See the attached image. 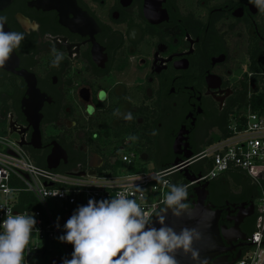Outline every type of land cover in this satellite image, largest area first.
<instances>
[{"label":"flooded vegetation","instance_id":"af4514ba","mask_svg":"<svg viewBox=\"0 0 264 264\" xmlns=\"http://www.w3.org/2000/svg\"><path fill=\"white\" fill-rule=\"evenodd\" d=\"M46 1L0 9L3 30L25 37L0 67V128L41 168L83 176L126 150L158 165L195 156L246 101L247 73L264 71V11L250 0ZM187 168L197 179L177 172L174 184L186 186L190 208L203 197L227 229L245 216L224 241L231 261L247 248L257 187L241 171L197 181L203 160Z\"/></svg>","mask_w":264,"mask_h":264},{"label":"built area","instance_id":"2783aa9c","mask_svg":"<svg viewBox=\"0 0 264 264\" xmlns=\"http://www.w3.org/2000/svg\"><path fill=\"white\" fill-rule=\"evenodd\" d=\"M253 78L257 80L256 84ZM246 79V101L229 114L225 134L196 154L189 163L194 160L208 161L210 169L206 176L199 178L200 181L213 180L235 169L245 173L258 187L256 224L247 242L252 244L253 235V243L260 245L246 248L234 264H264V244L261 243L264 242V108L255 110L251 102L253 97H259L264 91V71L258 74L250 71ZM116 165L120 166L113 169ZM116 165L93 175L60 173L35 165L18 139L9 135L0 136V222L6 218L7 209H11L13 214H35V228L39 230L32 233L28 245L32 251H25L24 264H34L35 259L44 258L49 261L58 259L62 264V258L71 259L72 245L58 240L65 234L67 220L62 216L68 213L71 217L78 206L87 205L90 198L99 201L122 193L128 198H135L146 213L158 212L169 191L167 184H174L172 176L179 171L175 167L166 169L169 171L144 170L133 150L121 152ZM136 186L146 192L137 191ZM9 189L11 193L7 191ZM58 192L62 195L52 196ZM22 194L32 197L38 208L25 202L22 204ZM57 217L59 228L56 226ZM56 244L61 247V253L55 252Z\"/></svg>","mask_w":264,"mask_h":264},{"label":"clouds","instance_id":"9594fccd","mask_svg":"<svg viewBox=\"0 0 264 264\" xmlns=\"http://www.w3.org/2000/svg\"><path fill=\"white\" fill-rule=\"evenodd\" d=\"M250 2L264 11V0ZM6 22L7 17L0 16V67L25 38L23 33L4 31ZM53 52L52 64L58 67L64 57L55 49ZM105 98L101 97L102 100ZM125 118L132 119L131 113ZM167 186L169 191L162 200L164 207L151 215L135 198L122 193L99 201L90 198L87 205L78 206L64 224L65 234L58 237L61 243L74 247L71 259L62 258V264H177L175 254L178 250L190 253L193 260L197 259L199 252L193 248V243L201 239L200 232L196 228L184 227L177 233L165 223L169 210L177 218L189 211L187 188L177 184ZM136 190L146 192L138 186ZM7 191L11 193L10 189ZM56 195L62 194L58 192L52 196ZM153 215L161 227L152 226ZM5 217L0 222V264H24L25 251H32L28 248L32 233L39 231L35 228V214H13L7 209ZM58 221L59 217L57 228Z\"/></svg>","mask_w":264,"mask_h":264},{"label":"water","instance_id":"95a60500","mask_svg":"<svg viewBox=\"0 0 264 264\" xmlns=\"http://www.w3.org/2000/svg\"><path fill=\"white\" fill-rule=\"evenodd\" d=\"M12 0H0V9L7 6ZM71 0H47L45 3H48L52 8H56V5L70 3ZM22 146L23 144L20 143ZM194 156L186 155L184 160H175L170 167H175L179 169V173H183L184 178L188 182H193L197 178L187 176L188 172V163ZM47 169L53 170L54 167L48 165ZM94 172H91L90 175H93ZM197 181H200L199 179ZM221 212L213 210L212 207L205 205L203 197L198 195V201L188 212L182 214L181 217L177 218L172 214V211L169 210L166 217L165 223L167 226L172 227L177 233L184 227L187 228H196L200 234L201 239L199 241H194L193 248L199 252L197 259L193 260L191 254H185L183 250H178L175 254L177 264H234L241 258V254H237L234 259L231 261L227 260L226 256H223L224 253L229 251L225 247V238L226 235L230 232H239V224L243 221L245 216L239 217L238 221L231 229H227L225 226H219L218 220ZM152 226L159 228L161 225L158 223L157 218L154 216L152 219ZM242 244L245 247H251L253 244V235H252V244L246 242L245 238H241ZM247 241H250L249 239ZM264 244V242H261ZM227 244H230L227 242ZM49 264H61L58 259H52L49 261Z\"/></svg>","mask_w":264,"mask_h":264},{"label":"trees","instance_id":"16d2710c","mask_svg":"<svg viewBox=\"0 0 264 264\" xmlns=\"http://www.w3.org/2000/svg\"><path fill=\"white\" fill-rule=\"evenodd\" d=\"M261 69V65L259 64V68H257V66L253 65L251 66V70L253 71H258ZM264 90V89H263ZM251 102H252V107L253 109L257 110L258 107H259V111H261L263 108H264V91L262 92V94L259 95V97H253L251 99ZM232 111L230 109H227L226 112L223 114V122L222 124L218 127V134L215 135L213 137V139L208 142L206 145H204L203 147H201L200 149H198V151L196 152V154H198L199 152L203 151L204 149H206L209 145H211L212 143L214 142H217L221 136H223L225 134V127H226V124L228 122V116L229 114L231 113ZM0 131H4L3 129L0 128ZM203 163L205 164L206 168H204V171L205 173H207L210 169L209 166H207V163L208 161H205L203 160ZM155 164V169L154 170H166V169H169L171 164H162V165H158L156 163ZM37 165V164H35ZM38 166V165H37ZM232 171H239V170H235V169H230L229 171H227L225 174L229 173V172H232ZM177 179V178H176ZM176 179H173L174 182L176 181ZM256 186V185H255ZM257 187V186H256ZM260 195V190L258 189L257 187V198L259 197ZM20 201L21 203L23 204L24 202L27 203L29 206L33 207V208H38V205L34 202V200L32 199V197H30L29 195L27 194H22L21 197H20ZM22 207H25L24 205ZM22 207H19V209H21ZM257 218V217H256ZM256 218L254 219L253 221V224H252V229H251V232H250V235L252 234V232L254 231L255 229V224H256ZM71 250L72 252L74 251V247L72 245L71 247ZM246 250V249H245ZM244 253V252H243ZM242 253V254H243Z\"/></svg>","mask_w":264,"mask_h":264},{"label":"rangeland","instance_id":"374dc122","mask_svg":"<svg viewBox=\"0 0 264 264\" xmlns=\"http://www.w3.org/2000/svg\"><path fill=\"white\" fill-rule=\"evenodd\" d=\"M0 136H5V132L0 131ZM140 165H141L140 167H142L144 170H154L155 169V164L152 161H150V162H141L140 161ZM119 166L120 165H116L113 167V169L116 167H119ZM177 177H178V175H173L172 179H176ZM48 203H51V202H48ZM62 217H64L65 220H68L70 218L68 213L63 214ZM55 252L61 253V247L60 246L58 247V244H56V246H55ZM62 257L63 256H60V258H62ZM48 261H49L48 258H44L43 260L35 259L34 264H48Z\"/></svg>","mask_w":264,"mask_h":264},{"label":"snow or ice","instance_id":"6c2138e0","mask_svg":"<svg viewBox=\"0 0 264 264\" xmlns=\"http://www.w3.org/2000/svg\"><path fill=\"white\" fill-rule=\"evenodd\" d=\"M101 96H103V93H101Z\"/></svg>","mask_w":264,"mask_h":264}]
</instances>
